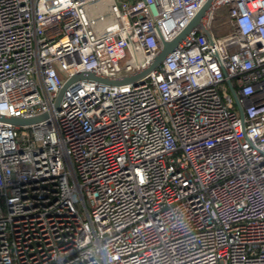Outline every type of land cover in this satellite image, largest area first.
I'll return each instance as SVG.
<instances>
[{
	"label": "built area",
	"instance_id": "obj_1",
	"mask_svg": "<svg viewBox=\"0 0 264 264\" xmlns=\"http://www.w3.org/2000/svg\"><path fill=\"white\" fill-rule=\"evenodd\" d=\"M0 0V264H264V0ZM227 6L232 32L212 33ZM241 109L244 117L241 116Z\"/></svg>",
	"mask_w": 264,
	"mask_h": 264
},
{
	"label": "water",
	"instance_id": "obj_2",
	"mask_svg": "<svg viewBox=\"0 0 264 264\" xmlns=\"http://www.w3.org/2000/svg\"><path fill=\"white\" fill-rule=\"evenodd\" d=\"M212 1L213 0H208V2L203 6V8L200 10L197 16L193 19V21L188 25V27L178 37H176L172 41H164V40L162 41V49L158 53L154 62L148 68L142 70L141 72L133 76H129L127 78L119 79V80L106 79L92 72L79 73L73 76L70 80H68L63 86V88L60 90L58 98H57L56 107L59 108L60 102L63 98L65 91L73 83L77 81L88 80V81H96V82L103 83V84L110 85V86H119V85L129 84V83H132L139 79L144 78L150 71L158 67L170 52L177 49L180 43L187 36H189V34L196 28H200L201 31L209 38L210 42L213 43V37H212L211 31L209 30L207 26V18L210 14V6H211ZM241 116L244 117L243 109H241ZM45 117L46 115H41V116H37L31 119H20V118H8V117L0 116V121L11 124L13 126H24V125L36 123L44 119Z\"/></svg>",
	"mask_w": 264,
	"mask_h": 264
},
{
	"label": "rangeland",
	"instance_id": "obj_3",
	"mask_svg": "<svg viewBox=\"0 0 264 264\" xmlns=\"http://www.w3.org/2000/svg\"><path fill=\"white\" fill-rule=\"evenodd\" d=\"M211 30L216 34V37L227 35L232 32L229 8L227 6L215 12Z\"/></svg>",
	"mask_w": 264,
	"mask_h": 264
},
{
	"label": "trees",
	"instance_id": "obj_4",
	"mask_svg": "<svg viewBox=\"0 0 264 264\" xmlns=\"http://www.w3.org/2000/svg\"><path fill=\"white\" fill-rule=\"evenodd\" d=\"M212 33L214 34V36H216V34L212 31Z\"/></svg>",
	"mask_w": 264,
	"mask_h": 264
}]
</instances>
